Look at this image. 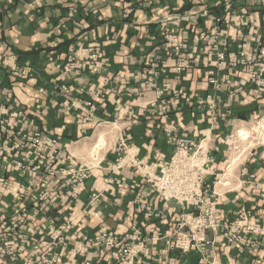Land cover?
I'll use <instances>...</instances> for the list:
<instances>
[{
	"label": "crops",
	"instance_id": "1",
	"mask_svg": "<svg viewBox=\"0 0 264 264\" xmlns=\"http://www.w3.org/2000/svg\"><path fill=\"white\" fill-rule=\"evenodd\" d=\"M219 16L232 20L223 27L229 49L250 54L257 38L264 39L260 0H0V102L14 98L26 111L28 128L57 136L73 162L91 166L78 195L45 204L41 220L31 218L15 231L0 226L17 248L0 255V264H39L51 250L59 253L56 264H84L85 259L90 264H264V241L251 245L264 240V144H253L233 174L236 162L227 170L225 159L231 143L226 136L250 128L264 114V93L247 89L244 67L219 64L193 41ZM170 33L187 42L180 54L164 45ZM72 50L80 53L75 60L84 64L81 71H67ZM94 52L98 66L90 67L88 55ZM181 57L192 66L177 73ZM5 60L18 71L32 72L21 79ZM211 69L220 73L219 88L208 80ZM63 84L71 87L70 95L61 90ZM208 95L221 97L216 109L206 101L197 106V99ZM90 99L97 104L92 121L85 118L83 104ZM72 100L82 106L68 109ZM173 135L203 139L216 155L220 181H213V195L222 218L233 220L248 210V225L260 229L243 227L242 241L232 243L222 227L210 230V238H219L204 253L169 245L181 211L190 208L153 190L129 160L134 156L157 170L175 151ZM119 137L128 149L117 162ZM138 192L143 193L139 200ZM49 215L57 226L70 222L53 245L49 236L37 233ZM137 229L145 236V248L122 263L97 244L86 253L74 249L103 230L124 241Z\"/></svg>",
	"mask_w": 264,
	"mask_h": 264
},
{
	"label": "built area",
	"instance_id": "2",
	"mask_svg": "<svg viewBox=\"0 0 264 264\" xmlns=\"http://www.w3.org/2000/svg\"><path fill=\"white\" fill-rule=\"evenodd\" d=\"M260 2L264 4V0ZM231 22L232 20L225 16L216 17L213 28L200 30L193 36V41L203 45L209 54L216 57L219 64L230 68L244 67L249 75L247 89L250 92L264 93V39L257 38L254 52L250 54L241 49H229L223 27L230 26ZM166 37L164 45L171 48L175 54H180L181 49L187 45L186 41L172 33L167 34ZM76 58H81L80 53L72 50L67 71L72 69L81 71L85 68L82 62L75 60ZM88 59V66H98L99 53H91ZM150 62L156 63L153 59H150ZM5 64L12 69L14 75L21 79L27 78L32 72L29 68L18 71L8 61ZM191 66L192 62L189 58L181 57L175 66L176 72H186ZM208 74L209 82L219 88L222 84L220 73L211 69ZM229 77L228 74L223 75L225 80ZM164 86L169 87L168 84ZM61 90L68 95L72 92L67 84L61 85ZM205 101L213 110L218 106L221 97L219 95L199 97L197 106H203ZM83 104L87 109L85 118L92 121L97 104L91 99ZM76 105V100H72L68 109L81 107L82 102ZM155 105L156 101L150 104L151 107ZM133 116H135L134 113ZM25 118V109L14 98L9 97L5 102H0V226H7L13 231L27 225L31 218L41 220L45 204L53 200L65 202L69 197L78 195L79 185L91 175V166L73 162L57 136L28 128ZM249 132L253 135L254 144H264V114L253 122L252 132ZM239 133L240 129L235 134L226 136L231 139V143L227 145V151L230 148H238L237 143L240 142L241 137ZM250 134L243 139L249 140ZM172 141L176 144L175 151L168 160L160 163L157 170L134 156L130 155L129 160L137 166L153 190L165 199H173L190 208L188 211H181L180 220L173 234L174 239L169 242V245L184 252L197 250L204 253L207 246L215 243L219 238V235L210 238L208 236L210 230L217 231L222 227L224 236L229 243H232L242 241L245 234L243 227H246L247 231L260 229L248 225L247 217L251 213L248 210H243L233 220L222 218L220 209L216 205L217 198L214 196L217 194L214 191L213 181H220V173L214 167L216 155L204 144V140L197 142L190 137L173 135ZM250 145L246 146L238 156L239 158L253 146ZM127 149L126 140L119 137L116 148L117 162L123 158V154L124 156L127 154ZM213 150L219 151V147ZM225 159L228 170L230 164L228 154L225 155ZM142 195V192H138L137 200ZM261 198L264 200V191ZM44 221L37 233L43 237L49 236L52 239L51 245L55 244V240L62 238L61 231L70 223L67 220L57 226L53 215L46 216ZM261 228L264 230V225ZM125 238L126 240L122 241L110 231L103 230L90 240L85 237L86 242L84 240L79 242L74 249L77 252L86 253L90 244H97L110 251L117 261L122 263L145 248V236L141 230L137 229L136 232L127 234ZM130 240L136 242L132 243ZM262 241L264 240H255L251 245L258 246L262 244ZM35 249H38V246H35ZM16 251L17 248L11 244L8 235L0 232V255H12ZM58 258L59 253L51 250L49 256L41 259L39 264H56ZM84 264H90V261L85 259Z\"/></svg>",
	"mask_w": 264,
	"mask_h": 264
},
{
	"label": "rangeland",
	"instance_id": "3",
	"mask_svg": "<svg viewBox=\"0 0 264 264\" xmlns=\"http://www.w3.org/2000/svg\"><path fill=\"white\" fill-rule=\"evenodd\" d=\"M252 125H253V124H252ZM244 128H245V127H244ZM246 129H247L248 131H251V132H252V126H251L250 128H246ZM237 144H239V146H238L237 149L230 148V149L228 150V157H229L230 160H231L234 156H235V157H236V156H239V155L241 154V152L246 148V146H247L248 144H251V145L254 144V142H253V135L250 134V138H249V140H244L243 138L240 137V142L238 141ZM251 145H250V146H251ZM247 153H248V150H247V152H245V154H242V155L240 156V158L236 161L233 170H231L232 174H233V171L235 170L236 166L238 165V163L241 162V161L244 159V157H245V155H246Z\"/></svg>",
	"mask_w": 264,
	"mask_h": 264
},
{
	"label": "bare ground",
	"instance_id": "4",
	"mask_svg": "<svg viewBox=\"0 0 264 264\" xmlns=\"http://www.w3.org/2000/svg\"><path fill=\"white\" fill-rule=\"evenodd\" d=\"M240 136L242 137V138H247L248 136H249V134H250V132L247 130V129H240ZM98 154V153H97ZM239 159V157L238 156H234L231 160H230V164H229V166L232 164V163H235L237 160Z\"/></svg>",
	"mask_w": 264,
	"mask_h": 264
}]
</instances>
